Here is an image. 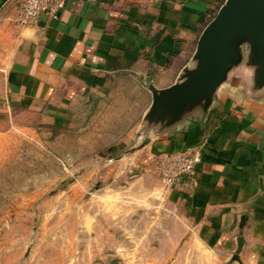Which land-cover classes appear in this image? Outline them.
I'll list each match as a JSON object with an SVG mask.
<instances>
[{
  "label": "crops",
  "instance_id": "crops-1",
  "mask_svg": "<svg viewBox=\"0 0 264 264\" xmlns=\"http://www.w3.org/2000/svg\"><path fill=\"white\" fill-rule=\"evenodd\" d=\"M224 2L70 0L58 19L41 15L20 26L17 1L0 0V111H30L57 121L75 102L105 95L114 102L108 117L123 134L103 146L143 144L131 165L145 175L159 154L199 148L202 161L194 173L172 185L158 180L161 192L208 243L232 250L242 237L243 255L259 262L264 86L255 87L252 69L235 67L206 113L196 110L161 131L142 125L152 102L148 85L165 88L177 81L215 16L207 20Z\"/></svg>",
  "mask_w": 264,
  "mask_h": 264
},
{
  "label": "rangeland",
  "instance_id": "rangeland-1",
  "mask_svg": "<svg viewBox=\"0 0 264 264\" xmlns=\"http://www.w3.org/2000/svg\"><path fill=\"white\" fill-rule=\"evenodd\" d=\"M113 103L79 100L57 121L0 111V264H264L208 243L156 169L131 165L139 150L103 146L123 134Z\"/></svg>",
  "mask_w": 264,
  "mask_h": 264
},
{
  "label": "water",
  "instance_id": "water-1",
  "mask_svg": "<svg viewBox=\"0 0 264 264\" xmlns=\"http://www.w3.org/2000/svg\"><path fill=\"white\" fill-rule=\"evenodd\" d=\"M253 71L255 87L264 86V0H225L203 29L191 64L165 88L148 85L152 102L143 128L169 129L196 110L206 113L217 89L237 66ZM144 145L132 147L140 150ZM239 250L243 238L238 240ZM239 259L238 255H234Z\"/></svg>",
  "mask_w": 264,
  "mask_h": 264
},
{
  "label": "built area",
  "instance_id": "built-area-1",
  "mask_svg": "<svg viewBox=\"0 0 264 264\" xmlns=\"http://www.w3.org/2000/svg\"><path fill=\"white\" fill-rule=\"evenodd\" d=\"M18 15L17 24L27 26L36 23L41 15L58 19L61 12L67 8L70 0H16ZM202 161L199 148L188 151L166 152L155 159V169L160 179L166 185L189 177Z\"/></svg>",
  "mask_w": 264,
  "mask_h": 264
},
{
  "label": "trees",
  "instance_id": "trees-1",
  "mask_svg": "<svg viewBox=\"0 0 264 264\" xmlns=\"http://www.w3.org/2000/svg\"><path fill=\"white\" fill-rule=\"evenodd\" d=\"M213 17H214V15L211 16V17L207 20V23H208Z\"/></svg>",
  "mask_w": 264,
  "mask_h": 264
}]
</instances>
